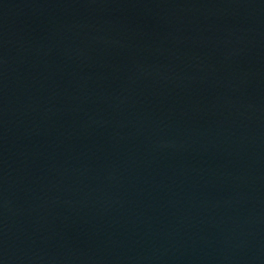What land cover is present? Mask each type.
I'll use <instances>...</instances> for the list:
<instances>
[{"label": "water", "instance_id": "1", "mask_svg": "<svg viewBox=\"0 0 264 264\" xmlns=\"http://www.w3.org/2000/svg\"><path fill=\"white\" fill-rule=\"evenodd\" d=\"M0 264H264V0H0Z\"/></svg>", "mask_w": 264, "mask_h": 264}]
</instances>
